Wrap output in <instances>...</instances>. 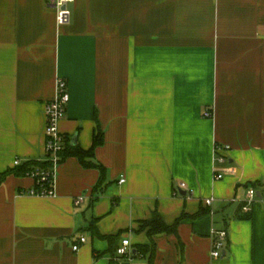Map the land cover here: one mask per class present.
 <instances>
[{
  "label": "crops",
  "instance_id": "crops-1",
  "mask_svg": "<svg viewBox=\"0 0 264 264\" xmlns=\"http://www.w3.org/2000/svg\"><path fill=\"white\" fill-rule=\"evenodd\" d=\"M67 8L70 22L57 25L45 0H0V173L45 157L44 106L60 77L69 102L59 131L88 149L99 128L105 176L99 184V170L72 156L56 165L53 196L27 194L31 176H7L0 264H264V189L242 209L251 183H264V0ZM156 215L167 224L183 215L176 234L138 230ZM221 228L224 255L214 259L211 232ZM122 238L133 250L152 239L151 263L116 259Z\"/></svg>",
  "mask_w": 264,
  "mask_h": 264
},
{
  "label": "built area",
  "instance_id": "built-area-1",
  "mask_svg": "<svg viewBox=\"0 0 264 264\" xmlns=\"http://www.w3.org/2000/svg\"><path fill=\"white\" fill-rule=\"evenodd\" d=\"M73 0H45L48 7L55 9L56 13V23L57 25H65L70 22L71 12L67 8V4ZM69 102V93L67 89V83L64 79L57 77L55 81V94L54 97L48 101L44 106V116H45V153L49 152L52 155L53 168L51 171L46 173L37 172L36 175H40V180L44 181L46 177H49L48 184L49 188L40 186L39 189H30L27 194L34 196H53L54 195V180H55V168L57 163V153L62 150L64 136L59 131V122L64 118L67 105ZM203 115L207 118L212 117V110L205 109ZM229 147H223L227 150ZM222 150V147L215 145L214 152ZM221 161L226 160V156L219 157ZM20 161L16 159L14 165H17ZM31 177H35L32 174ZM214 178L217 180L223 178V173L217 168H214ZM123 182V179L120 180ZM180 188H185L184 183L179 184ZM261 193V192H260ZM83 196H78L75 198L74 203L79 204L83 200ZM257 198L256 191L252 188L247 189L245 203L242 206L244 212H248L249 205ZM213 197L205 198L204 203L210 206L213 202ZM212 244L210 255L214 259H218L222 256L225 248L226 239L228 233L226 229H213L212 232ZM85 241L83 236L79 237L78 240L72 245L74 251H78L80 245ZM132 243L128 238H122L119 244L115 248V258H128L132 256Z\"/></svg>",
  "mask_w": 264,
  "mask_h": 264
},
{
  "label": "trees",
  "instance_id": "trees-1",
  "mask_svg": "<svg viewBox=\"0 0 264 264\" xmlns=\"http://www.w3.org/2000/svg\"><path fill=\"white\" fill-rule=\"evenodd\" d=\"M64 136V135H63ZM103 143V133L102 131L97 128L93 134L92 144L88 149H82L77 142H72L70 138L64 136V140L62 143V150L57 153V163H61L67 157H76L79 163L85 168H96L100 172V182L104 179L105 176V168L94 159V150L97 146ZM53 168V160L52 155L49 152L45 153V157L43 159H28L22 162H19L17 165H14L12 168H8L2 173H0V184L5 180V178L9 175L15 176H31L35 174V186L33 189H39L40 186L45 188H49L48 180L49 177H46L44 181H41L40 175H36L37 172H48L51 171ZM251 187L263 192L264 183L262 182H253L251 183ZM244 215L241 219H249L250 215L247 213H243ZM183 217H178L172 224L165 223L158 215L154 217L152 221H141L139 226V231L146 230L147 235L151 238L154 234L157 233H174L176 234V228L179 223V220ZM94 234H96L99 238H105L108 240L115 239L116 235H101L96 229L90 227ZM135 253L132 254L136 255L140 254H148V260L151 263V260L154 255V242L151 239L150 245H136ZM113 264V263H112Z\"/></svg>",
  "mask_w": 264,
  "mask_h": 264
},
{
  "label": "water",
  "instance_id": "water-1",
  "mask_svg": "<svg viewBox=\"0 0 264 264\" xmlns=\"http://www.w3.org/2000/svg\"><path fill=\"white\" fill-rule=\"evenodd\" d=\"M182 194L184 195L185 193L183 192ZM256 196L259 198L261 197L260 191H256ZM133 253H135V250H133ZM222 255H224V251H223Z\"/></svg>",
  "mask_w": 264,
  "mask_h": 264
}]
</instances>
